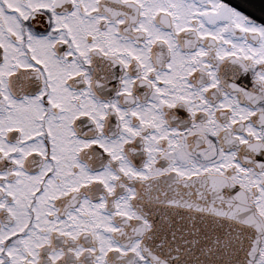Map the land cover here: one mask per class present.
Instances as JSON below:
<instances>
[{
	"label": "snow or ice",
	"instance_id": "6c2138e0",
	"mask_svg": "<svg viewBox=\"0 0 264 264\" xmlns=\"http://www.w3.org/2000/svg\"><path fill=\"white\" fill-rule=\"evenodd\" d=\"M0 264H264V0H0Z\"/></svg>",
	"mask_w": 264,
	"mask_h": 264
}]
</instances>
